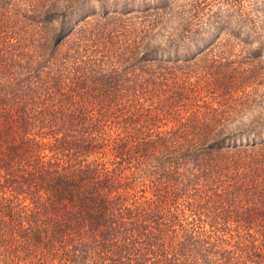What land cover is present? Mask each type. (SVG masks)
I'll return each mask as SVG.
<instances>
[{
	"label": "trees",
	"instance_id": "obj_1",
	"mask_svg": "<svg viewBox=\"0 0 264 264\" xmlns=\"http://www.w3.org/2000/svg\"><path fill=\"white\" fill-rule=\"evenodd\" d=\"M262 68L264 0H0V264H264Z\"/></svg>",
	"mask_w": 264,
	"mask_h": 264
},
{
	"label": "rangeland",
	"instance_id": "obj_2",
	"mask_svg": "<svg viewBox=\"0 0 264 264\" xmlns=\"http://www.w3.org/2000/svg\"><path fill=\"white\" fill-rule=\"evenodd\" d=\"M148 2H154V0H131V5L133 6H138L141 4H145ZM219 45V44H218ZM229 47L231 53L230 54H221V55H207L208 58H206L207 60H203L202 58H197L196 60L190 62V63H195L193 64V66H195L196 64L199 63H210L212 62V64H218V63H222V64H228L227 60H225V56H228V59H234L230 65L234 66L232 64H238V63H244L247 64V61L249 60L248 56L246 55L245 51H247V46L245 44L242 43H232V44H228L227 48ZM223 55V56H222ZM220 56V58H219ZM222 56V57H221ZM214 58H216V60H212ZM221 60V61H220ZM177 64H183L182 61H179ZM260 75L258 76V83H253V85H255V89L253 90V92H255L256 94H261L264 93V68L260 69ZM228 72H230V74H234V70L231 71L230 69L227 70L226 74H228Z\"/></svg>",
	"mask_w": 264,
	"mask_h": 264
}]
</instances>
